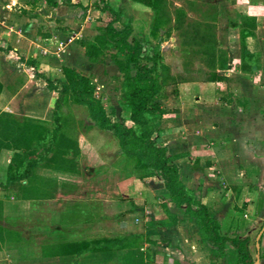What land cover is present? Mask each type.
<instances>
[{
  "label": "rangeland",
  "instance_id": "rangeland-1",
  "mask_svg": "<svg viewBox=\"0 0 264 264\" xmlns=\"http://www.w3.org/2000/svg\"><path fill=\"white\" fill-rule=\"evenodd\" d=\"M17 1L23 5L26 0ZM79 1L86 8V15L75 22L76 25H72L71 27H74L72 29L62 27L61 23L64 38L54 39L57 46V53H54L57 63L55 67L59 69L65 59L76 58L77 71L90 79L95 98L103 105L109 120L125 121L127 114L120 108V103L125 99L124 76L118 71L110 56L112 50L104 51L102 33L99 30L103 28L104 20V14L99 10L101 0ZM105 1L122 13V22L132 25L135 36L149 39L152 45H160L164 65L168 68L171 78L177 81V84L169 85L168 82L171 80L168 77L167 84L163 86L160 104L167 112L160 122V131H164L159 135V140L161 143L163 141L170 143L171 136L181 138L182 142L178 144L177 152L187 154L180 167L183 183L190 189L195 190L199 187L200 200L220 224L228 220L232 210L240 209L242 203H247L243 218L248 227L256 228L264 218L262 214L254 215L258 201H261L264 208V0H168L170 22L160 23H157L158 19L155 21L150 9L136 5L130 0ZM54 2V6L47 7L46 14L56 13L61 9L68 13L64 15L65 17L80 18V10L70 9L72 4L68 3V0H54ZM20 10H23L21 6ZM179 11H183L186 18L183 25L176 27L172 22L174 17L179 15ZM242 14L256 19L253 36H246L243 41L239 27ZM68 21L69 19L67 24ZM197 22L211 24L210 34L216 36L222 55L226 57L227 69L217 71L224 77L220 82H208L209 73L212 71L211 65L218 68L219 57L217 56L218 58L212 63L209 55L197 45V41L194 40L193 43L190 40L192 30L187 28V24ZM186 32L188 34L185 37ZM242 42L251 54L258 55L257 66L252 67L247 74L235 69V66L242 63L240 54ZM66 44L76 45L77 52H68L64 48L68 47ZM88 49L92 58L100 56L98 57L100 61H88L84 56V52ZM69 62L70 60L66 64ZM251 63L254 65V62ZM54 81L57 82L58 79ZM176 88L177 96L172 92ZM210 111L221 115L222 120L225 119L230 123L232 129L228 134L231 135L230 137L221 134L220 137L212 135V131L218 128V121L215 122L216 120L211 116H203V113L209 114ZM61 114L64 128L69 130L68 133L73 132L75 137L81 134L84 140L88 141L95 138L101 145L108 142L109 150L106 153L112 154L115 161L123 156L120 155L117 140L107 132L96 130L83 107L67 100L61 108ZM183 149L185 152H181ZM103 150L100 149L102 156ZM130 161L127 166L119 164L115 167L116 181L119 180L118 176L125 179L129 175L134 183H141L142 189L147 190L148 194L154 197L156 201L152 202L149 196L150 204L157 209L162 205L168 207L166 198H163L165 194L158 197V184H161L158 179L143 168L136 167L134 159ZM234 187L241 188L239 195L233 190ZM250 194L252 196L249 198L243 197ZM119 201L120 203L116 205L122 210H132L136 206L128 198L121 197ZM149 202L144 200L138 202V205L147 206L148 203L149 206ZM155 214L158 217V211ZM168 217L171 218L172 223L177 221L176 214ZM197 234L198 232H195V237L191 235L196 250L203 248L195 241ZM203 249H205V259H202L200 264H231L234 261V255L230 250H227L223 257H218L210 246L204 245ZM261 262L264 263L260 260Z\"/></svg>",
  "mask_w": 264,
  "mask_h": 264
},
{
  "label": "crops",
  "instance_id": "crops-1",
  "mask_svg": "<svg viewBox=\"0 0 264 264\" xmlns=\"http://www.w3.org/2000/svg\"><path fill=\"white\" fill-rule=\"evenodd\" d=\"M79 2L71 0L70 9L81 12V16L78 15L80 18H71L65 17L68 13L61 9L46 14L48 6L42 0H26L23 5L17 0H0V113L10 115L16 122H28L33 127L29 129L32 134L51 128L57 98L56 92L46 87L43 78L51 81L57 78L61 82L62 66L77 70L76 58L68 59L69 64L65 59L59 69L55 67L57 46L54 39L64 38L61 23L62 27L72 29L75 22L85 17L86 8ZM20 6L23 10L19 11ZM66 45L68 47L64 48L68 52H77L76 45ZM17 57L33 63L40 77ZM60 116L63 117L62 114ZM203 116H211L215 122L218 121V128L212 131L214 137H220V134L231 136L228 135L232 130L230 123L222 120L221 115L211 112L203 113ZM68 131L65 129L78 151L76 156L68 153L62 157L74 161L71 170L56 168L49 161L51 155H48L33 168L27 179L6 187L4 184L13 151L0 148V264L202 263V259H205L203 248L207 244L197 234L195 241L203 248L196 250L193 237L197 228L182 210L168 203V207L162 205L163 208L158 206L157 209L150 204L148 191L142 189L141 183H134L129 175L125 179L117 175L119 180L116 181L115 167L119 164L127 166L131 159L122 156L115 161L112 154L106 153L109 150L108 142L101 145L95 138L84 140L81 134L82 137H75L73 132L70 134ZM163 131H160V135ZM174 138L171 136L170 143L163 140L162 143L170 154H181L177 152L181 138ZM32 147L37 150L41 144L33 142ZM100 149H105L103 156ZM181 152H185L184 149ZM184 159L178 160L180 167ZM60 163L67 164L66 161ZM162 190V185L158 184V197L165 194ZM250 196L252 194L243 197ZM121 197L128 198L136 206L132 210H122L116 205ZM151 198L152 202L156 201L154 197ZM144 200L149 202V206L148 203L147 206L138 205ZM255 210L256 206L254 213ZM157 211L158 217L155 214ZM263 212L262 207L258 215ZM167 213L168 216L176 214L177 221L172 223ZM247 229L254 228L247 225ZM130 236L139 237L133 249L128 245L118 249L99 248V241Z\"/></svg>",
  "mask_w": 264,
  "mask_h": 264
},
{
  "label": "trees",
  "instance_id": "trees-1",
  "mask_svg": "<svg viewBox=\"0 0 264 264\" xmlns=\"http://www.w3.org/2000/svg\"><path fill=\"white\" fill-rule=\"evenodd\" d=\"M47 6H54V0H42ZM168 0H130V2L142 5L152 12L155 21H169L171 15L168 13ZM71 2L68 0V3ZM100 12L104 14L103 28L101 31L104 51L112 50L111 58L117 66L118 71L124 76L123 92L125 99L120 103V108L127 114L125 121L112 122L109 120L103 105L95 98L94 88L88 77L74 68L62 66L60 68L61 82L51 81L43 78L46 87L57 94L54 103L51 128L40 130L37 134L29 132L33 128L28 122H16L10 115L0 113V148L13 151L12 163L8 168V176L4 187L20 183L27 179L33 168L41 161L51 155L49 161L56 168L63 167L69 170L74 165L73 160L64 159L68 153L76 156V146L73 147L72 140L66 135L60 111L62 106L70 100L83 107L87 112L94 127L100 131L111 134L118 142L120 155L134 159L136 167L143 168L148 174L158 179L165 192L168 204L183 211V214L194 221L200 240L210 246L216 256L223 257L227 250L234 255L231 264H253L255 261L256 248L255 237L264 226V218L258 226L246 230V221L243 211L247 203H242L240 209H234L229 218L223 224L214 219L208 207L200 200L199 187L187 188L181 179V168L178 160L185 157V153L172 155L166 145L160 142V122L167 110L160 104L163 86L177 84L171 78L168 68L164 65L160 54V45H152L149 39H141L134 35L130 23L122 22V13L112 7L107 1H100ZM192 6V5H191ZM174 17L173 24L176 27L184 24L185 13L178 12ZM175 16V15H174ZM256 19L246 14L241 15L240 34L242 41L246 36H253L256 27ZM187 28L192 30L190 37L214 63L219 57V67L213 65L208 76V82L217 83L224 79L217 71L227 69L226 57L222 55V49L216 40V36L210 34L212 26L209 23H191ZM188 32L184 34L186 37ZM195 40V41H194ZM84 43V41L82 40ZM8 50V49H7ZM242 63L235 66L241 73H249L252 67L257 66L258 55L251 54L242 42ZM84 56L90 62L100 61L92 58L89 49ZM218 56V57H217ZM257 57V58H256ZM255 60V61H252ZM17 60L28 65V68L37 76L30 61ZM214 61V62H213ZM251 62H254L252 65ZM2 86L0 84V92ZM173 95H178V89H174ZM128 122V124H126ZM41 144L39 149H34L32 143ZM34 158V159H33ZM66 161V166L60 162ZM65 163V162H64ZM237 195L241 188L234 187ZM260 203V204H259ZM262 208L261 201L256 205L255 215ZM264 216V212L262 213ZM175 222V221H174ZM138 236L124 237L109 241H99V248L118 249L125 245L132 249L136 246L135 240ZM260 260L264 261V233L259 238ZM261 264V263H260Z\"/></svg>",
  "mask_w": 264,
  "mask_h": 264
},
{
  "label": "water",
  "instance_id": "water-1",
  "mask_svg": "<svg viewBox=\"0 0 264 264\" xmlns=\"http://www.w3.org/2000/svg\"><path fill=\"white\" fill-rule=\"evenodd\" d=\"M263 231H264V226H263V228L261 229V231L258 233V235H257V237H256L255 247H256L257 253H256L255 261H254L253 264H260V259H259V244H258V240H259L261 234L263 233Z\"/></svg>",
  "mask_w": 264,
  "mask_h": 264
}]
</instances>
